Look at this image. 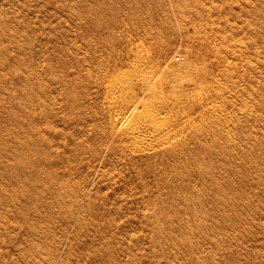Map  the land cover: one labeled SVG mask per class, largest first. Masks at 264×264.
<instances>
[{"label":"rangeland","instance_id":"1","mask_svg":"<svg viewBox=\"0 0 264 264\" xmlns=\"http://www.w3.org/2000/svg\"><path fill=\"white\" fill-rule=\"evenodd\" d=\"M93 1L0 0V264H264V0H141L150 9L131 19L123 0ZM113 16L120 26L105 27ZM110 38L149 65L209 72L220 95L191 93L156 118L192 99L197 156L150 166L110 125ZM129 80L127 106L163 108L159 84L153 99Z\"/></svg>","mask_w":264,"mask_h":264},{"label":"bare ground","instance_id":"2","mask_svg":"<svg viewBox=\"0 0 264 264\" xmlns=\"http://www.w3.org/2000/svg\"><path fill=\"white\" fill-rule=\"evenodd\" d=\"M104 1V2H103ZM108 1L109 3H118L121 2V0H94L93 3L94 5L97 4H105V2ZM126 5V7L124 8V13L126 14V16L129 17H137L139 15V11L141 10L143 12V10L148 9V6L146 5H141V0H123ZM140 3L137 4V6H135V3ZM107 3V2H106ZM132 4V6L137 7V10H128V5ZM145 3V2H143ZM110 5V4H109ZM139 5V6H138ZM113 6V5H110ZM101 7V6H100ZM83 8V7H82ZM112 8V7H111ZM140 8V10H139ZM85 9V8H84ZM108 9V7L106 8ZM82 10V9H81ZM91 12H93L92 14H96V16L98 17V19L100 18H104L101 17L103 15V12H105V7L103 9H99L98 7H92L91 8ZM86 12V10H84ZM88 11V10H87ZM158 10L156 9V12ZM179 11V10H177ZM90 12V14H91ZM109 12V11H108ZM80 13V12H79ZM123 13V15H124ZM151 13V12H150ZM87 14V13H85ZM92 14L90 16H92ZM153 14V13H152ZM80 15V14H79ZM82 15V14H81ZM117 15V14H116ZM115 15V16H116ZM78 16V15H77ZM112 16V15H110ZM109 16V17H110ZM113 16L110 20H104L105 24H107L105 27L110 25V29H114L113 27H111L113 24H115L117 22L116 17ZM118 16V15H117ZM122 16V15H121ZM124 15V17H126ZM158 16V15H157ZM94 17V16H93ZM106 17V15H105ZM108 17V16H107ZM108 17V18H109ZM186 17V16H185ZM95 18V17H94ZM107 18V19H108ZM143 18V17H142ZM155 18V17H154ZM92 19V17L90 18ZM89 19V20H90ZM106 19V18H104ZM131 19V18H129ZM136 19V18H135ZM139 19V18H138ZM182 19V18H180ZM95 20V19H93ZM127 20V19H126ZM144 20V19H143ZM160 20V19H158ZM164 20V19H162ZM96 21V20H95ZM122 21V20H120ZM131 21V20H130ZM182 21V20H181ZM127 22V21H126ZM137 22V21H136ZM166 22V21H165ZM163 22V23H165ZM179 23H181L180 21H178ZM182 22H185L184 20ZM118 23V22H117ZM123 24V22H121ZM125 23V22H124ZM128 23V22H127ZM138 23V22H137ZM142 23L141 21L139 22V24ZM160 23V22H159ZM171 23V21L169 22ZM112 24V25H111ZM120 26V23H118ZM117 24V26L114 25V27H119ZM157 24V23H156ZM162 24V23H161ZM168 24V22H167ZM103 24H101L102 26ZM133 25V24H132ZM135 25V24H134ZM138 25V24H137ZM136 25V26H137ZM152 25V24H151ZM163 25V24H162ZM169 25V24H168ZM182 25V24H181ZM184 25V24H183ZM125 26V25H124ZM123 26V27H124ZM131 26V25H130ZM142 26V25H141ZM158 26V25H156ZM166 26V25H164ZM171 26V25H170ZM104 27V28H105ZM139 27V26H138ZM134 28V27H133ZM161 30L163 27H160ZM183 28V27H182ZM99 29V28H98ZM119 29V28H118ZM158 29V28H157ZM165 29V27L163 28ZM97 30V28H96ZM134 30V29H133ZM132 30V31H133ZM152 30V29H151ZM155 30V29H154ZM116 31V30H114ZM131 31V33H132ZM139 31V29H138ZM141 31V30H140ZM150 31V30H149ZM148 31V32H149ZM158 31V30H157ZM125 32V31H124ZM123 32V33H124ZM142 32V31H141ZM95 34H98L97 32H94ZM126 33V32H125ZM137 33V32H136ZM136 33L134 35H136ZM145 33V32H143ZM157 33V32H156ZM154 33V34H156ZM139 34V33H138ZM153 34V33H151ZM153 34V36H154ZM113 35V34H112ZM122 34H120L121 36ZM131 34V36H134ZM141 35V34H140ZM144 35V34H142ZM118 36V34H117ZM124 36V35H123ZM130 36V37H131ZM151 36V35H148ZM92 37V36H91ZM135 37V36H134ZM143 37V36H142ZM146 37V36H145ZM127 38V37H126ZM137 38V37H136ZM111 40L108 42V54H110V57L112 56L113 60L111 61V64H109L110 66L105 69V73L102 77V79H107L108 77H112V79L108 80L107 84H106V90L103 92H106V105L109 107V110H112L115 112V116L114 118H111V123L110 125L114 128L116 127L118 124L119 126H123V127H118L119 131L121 132V136H122V140L128 144V146L130 145L131 148L133 150L131 151H135V153H139L140 154H146V156L144 157L145 162L150 165V166H154L155 163L153 162H162L163 165L161 166H165L164 163L169 160V159H183L185 157V159L190 160L191 158L194 157V155L198 154L200 152L201 147H193L190 148L188 147V136L189 133L187 131L190 122H192L191 117L189 116V113L192 111H195L198 106L197 104L195 105L194 102L193 104H191L192 102H190L191 100H189L188 102L190 103L188 106L184 105V107L182 106H178L180 110H184L185 112L180 113V115L173 116V119H170L169 116H163L161 120H156V118L158 116H160L161 111H165L166 107L170 108L172 107V104H181L183 102L186 103V99H188L191 96V93H193L194 95L198 94V95H202V93L204 92H212L215 93V96H217L216 94L220 95V90L218 87L214 86V82L213 85H211V83L209 84V78L211 79V77H209V75L207 73L209 72H203L206 74H201L199 70H197V68H195V70L190 69L192 66L190 65L189 69L191 71H189V73L184 74L185 72H181L179 70H173L172 72H170V68L172 67L173 63L171 62V60H167V59H163L161 57H159L160 59H157L153 64L149 65V59L141 54V48H139L136 51H133L135 53H132L135 58L133 61L132 58L130 57L131 54V50L127 48V46H125L124 44H121V48H117L116 46H114L116 44V39L115 38H110ZM124 39V38H121ZM131 39V38H130ZM141 40V38H140ZM107 41V40H106ZM130 41V40H129ZM138 41V40H137ZM98 42V41H97ZM122 42V41H121ZM132 42V39H131ZM104 43V42H101ZM128 44V42H126ZM134 43H136L134 41ZM141 43V42H140ZM171 43V42H170ZM97 44V43H96ZM100 44V43H99ZM207 44V43H205ZM132 45V44H131ZM134 45V44H133ZM139 45V44H138ZM142 45V44H141ZM99 46V45H96ZM104 46V45H103ZM95 47V46H94ZM137 47V46H136ZM139 47V46H138ZM137 47V48H138ZM167 47V45H166ZM170 47V46H168ZM96 48V47H95ZM101 47L99 46L98 49H100ZM130 48V47H129ZM133 49H136L134 47H131ZM144 49V47H142ZM165 48V47H164ZM102 49V48H101ZM106 49V48H105ZM142 49V50H143ZM167 49V48H166ZM163 51V53L165 52V50ZM207 49H209V47H207ZM213 49V48H212ZM212 49H210L212 51ZM216 49V48H215ZM96 50V49H95ZM94 50V51H95ZM214 50V49H213ZM97 51V50H96ZM104 51V50H102ZM106 51V50H105ZM161 51V50H160ZM169 50H167L166 54L168 53ZM169 54V53H168ZM160 55V54H159ZM158 55V56H159ZM172 55V53L170 54V56ZM96 56V55H95ZM92 57V58H95ZM133 56V57H134ZM163 56V54L161 55ZM167 56V55H166ZM169 56V57H170ZM173 56V55H172ZM177 56V54H176ZM218 56V55H217ZM174 57V56H173ZM166 58V57H165ZM102 59V57H101ZM172 59V57H171ZM175 59V57H174ZM111 60V59H109ZM152 60V59H151ZM93 61V60H92ZM98 62V61H97ZM100 65V64H99ZM105 65V64H104ZM107 65V64H106ZM105 65V67H106ZM108 66V65H107ZM126 67V68H124ZM101 68V67H100ZM124 68V69H123ZM159 75H156V72H159ZM103 72V71H100ZM170 72V73H169ZM216 72V71H215ZM211 73V72H210ZM218 73V71H217ZM219 74V73H218ZM217 74V75H218ZM223 74V73H222ZM98 75V73H97ZM134 75L136 77H139L142 79V82L144 84L147 85V90L146 93L147 95H149L148 97H153L154 98H158L159 97V93L157 90L153 89L152 86L154 85H160L162 87V93H161V98H162V102H165L163 104V108L159 107L158 109H154V110H144V104L145 102H140L139 100H134V102L139 101V103L137 104H129V106L126 105V100L125 97L122 98V96H134L137 95L134 92L131 91V84H130V77ZM216 75V76H217ZM96 76V75H95ZM99 78V77H98ZM215 78V77H212ZM218 78V77H217ZM222 78V77H221ZM95 80V79H94ZM102 81V80H100ZM104 81V80H103ZM102 81V82H103ZM213 81V79H212ZM211 82V81H210ZM100 83V82H98ZM216 84V83H215ZM102 85V84H101ZM105 85V84H104ZM101 88V87H100ZM221 88V87H220ZM102 89V88H101ZM103 91V90H102ZM165 91H171L172 93V98H164L166 96V92ZM208 93V94H209ZM223 93V92H222ZM207 94V95H208ZM145 95V94H144ZM211 94L208 96H212ZM205 96V95H204ZM214 96V97H215ZM222 96V95H221ZM167 97V96H166ZM192 97V96H191ZM197 98H199L198 96H196ZM202 97V96H201ZM213 97V96H212ZM219 97V96H218ZM133 98V97H132ZM194 99V97H192ZM216 98V97H215ZM138 99V98H137ZM150 99V98H148ZM166 99V100H164ZM207 99V98H206ZM210 99V98H209ZM213 99V98H212ZM217 99V98H216ZM130 100V99H129ZM147 100V99H145ZM156 100V99H155ZM201 102H197V103H204V99H200ZM215 100V99H214ZM148 101V100H147ZM195 101V100H194ZM133 102V101H132ZM207 102V101H205ZM128 104V103H127ZM177 104L175 106H177ZM203 105V104H202ZM209 105V103H208ZM141 106V107H140ZM201 106V105H200ZM204 106H206L204 104ZM213 107V106H211ZM168 108V109H169ZM174 108V107H173ZM176 109V108H175ZM177 109V110H179ZM211 109V108H209ZM203 112V109H201ZM207 110V109H206ZM205 110V111H206ZM223 110V109H221ZM171 111V109H170ZM175 111V110H172ZM213 111V110H212ZM112 112V113H114ZM207 112V111H206ZM205 113V112H204ZM212 113V112H210ZM219 113V112H217ZM215 114V113H214ZM220 114V113H219ZM223 114V113H222ZM172 116V114H170ZM225 115V114H224ZM210 116V115H208ZM214 116V115H213ZM217 116V115H215ZM223 116V115H222ZM220 115V117H222ZM227 116V115H225ZM219 117V116H218ZM134 119V123L133 124H129L126 123L128 119ZM209 119V117H207ZM206 119V120H208ZM214 119V117H213ZM217 119V118H216ZM219 120V119H217ZM221 120V119H220ZM202 124V123H201ZM200 124V125H201ZM110 127V126H109ZM197 128H199V124L197 122H193L192 123V129L190 130V132H192V130H197ZM113 130V129H112ZM118 131V132H119ZM220 132V131H219ZM111 134V133H110ZM117 134V133H116ZM185 136V138L183 137ZM115 137V136H113ZM125 137V138H124ZM190 138V137H189ZM98 140L100 139L99 137L97 138ZM117 140V139H116ZM97 141V140H96ZM119 142V140H117ZM104 142V141H102ZM106 143V142H105ZM123 143V142H122ZM103 144V143H102ZM108 144V143H107ZM110 147V146H108ZM127 147V146H126ZM130 148V147H129ZM127 148V149H129ZM107 149V148H106ZM111 149V148H108ZM115 149V148H112ZM142 152V153H141ZM151 152H155L156 154L152 155H148ZM197 152V153H196ZM208 152V151H207ZM212 152V151H211ZM133 154V152H131ZM206 154V151L203 152V154L201 155L202 157L200 158H195L194 159V164H198L201 163L202 160H204V156L206 158V156H208ZM197 156V155H196ZM209 157V156H208ZM142 161V160H140ZM139 161V162H140ZM172 160H170L171 162ZM174 162V161H173ZM176 162V161H175ZM187 162V161H185ZM205 161H202V163ZM153 163V164H152ZM160 163V164H162ZM182 163V162H179ZM178 163V164H179ZM141 164V163H140ZM145 164V163H144ZM143 164V165H144ZM146 165V164H145ZM147 165V166H148ZM158 165V164H157ZM193 165V164H192ZM198 165L197 168H198ZM203 165V164H202ZM142 166V165H141ZM149 166V167H150ZM156 166V165H155ZM167 166V165H166ZM196 166H194L196 168ZM204 166V165H203ZM179 167V166H178ZM191 167V166H189ZM173 168V167H172ZM165 169V168H163ZM169 169H171L169 167ZM179 169V168H178ZM187 169V167H186ZM191 169V168H190ZM187 169V170H190ZM194 169V168H193ZM154 170V169H153ZM156 170H158V168H156ZM173 170H175V168H173ZM163 171V175L167 174V170H162ZM176 171V170H175ZM180 171V170H178ZM181 171H185L181 170ZM154 172V171H152ZM192 172V171H191ZM198 172V171H197ZM196 172V173H197ZM155 173V172H154ZM158 173H160V170H158ZM171 173V172H170ZM176 173V172H175ZM184 173V172H183ZM161 174V175H162ZM170 175V174H169ZM174 175V174H173ZM180 175V174H179ZM193 175V174H192ZM196 175V174H195ZM199 175H206L203 173L199 174ZM157 176V175H156ZM184 176V175H183ZM188 176V175H187ZM209 176V175H207ZM160 177V176H159ZM166 177V176H165ZM190 177V176H189ZM194 177V175L192 176ZM201 177V176H200ZM212 177V176H209ZM168 178V177H167ZM187 178V177H186ZM198 178V177H197ZM203 178V177H202ZM194 179V178H193ZM196 179V178H195ZM200 179V178H199ZM160 181V179H158ZM168 179H166L165 182H167ZM185 180V179H184ZM197 180V179H196ZM169 182L171 180H168ZM182 181V179H181ZM162 182V181H160ZM163 184V183H161ZM181 185V184H180ZM164 186V185H163ZM167 188L168 185H166ZM217 188V187H216ZM221 190V189H220ZM215 191V189L213 190ZM221 195V194H220ZM218 203V202H217Z\"/></svg>","mask_w":264,"mask_h":264}]
</instances>
